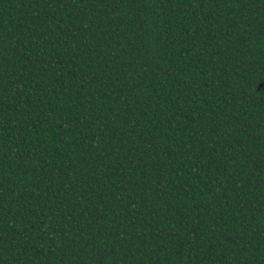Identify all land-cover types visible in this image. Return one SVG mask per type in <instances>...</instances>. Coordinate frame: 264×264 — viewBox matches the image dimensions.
Returning <instances> with one entry per match:
<instances>
[{
    "label": "trees",
    "instance_id": "trees-1",
    "mask_svg": "<svg viewBox=\"0 0 264 264\" xmlns=\"http://www.w3.org/2000/svg\"><path fill=\"white\" fill-rule=\"evenodd\" d=\"M0 264H264V0H0Z\"/></svg>",
    "mask_w": 264,
    "mask_h": 264
}]
</instances>
